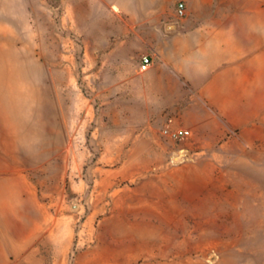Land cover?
I'll return each mask as SVG.
<instances>
[{
    "label": "rangeland",
    "instance_id": "1",
    "mask_svg": "<svg viewBox=\"0 0 264 264\" xmlns=\"http://www.w3.org/2000/svg\"><path fill=\"white\" fill-rule=\"evenodd\" d=\"M218 5L245 41L235 113L189 97L148 123L132 63L117 79L66 0H0V84L29 132L16 164L45 210L13 264H264V0ZM204 109L208 128L187 127Z\"/></svg>",
    "mask_w": 264,
    "mask_h": 264
},
{
    "label": "crops",
    "instance_id": "2",
    "mask_svg": "<svg viewBox=\"0 0 264 264\" xmlns=\"http://www.w3.org/2000/svg\"><path fill=\"white\" fill-rule=\"evenodd\" d=\"M66 1L69 30L85 35L92 50L106 55L117 79L125 75L122 67L132 63L131 79L139 82L138 97L148 123L162 109L183 105L189 97L211 101L219 120L229 123L243 81L235 74L236 51L245 41L237 37L234 14L230 25L229 13L223 12L228 20L219 25L218 0ZM179 3L184 5L182 17L177 15ZM143 56L150 57L151 64L139 73ZM204 110L187 127L207 129L212 118ZM26 122L25 109L7 106V85L0 84V264H13V259L34 252L38 227L44 224L38 190L16 164L29 133L23 127ZM224 127L217 124L213 140Z\"/></svg>",
    "mask_w": 264,
    "mask_h": 264
},
{
    "label": "built area",
    "instance_id": "3",
    "mask_svg": "<svg viewBox=\"0 0 264 264\" xmlns=\"http://www.w3.org/2000/svg\"><path fill=\"white\" fill-rule=\"evenodd\" d=\"M177 14L179 16H183L184 15V5L183 3H179L178 6H177ZM151 64V59L150 57L148 56H143L141 59H140V62H139V70L142 71V72H145L149 69V66ZM170 137H173V138H182V137H185L189 134L188 131L186 130H177V131H174V132H169L168 133Z\"/></svg>",
    "mask_w": 264,
    "mask_h": 264
}]
</instances>
